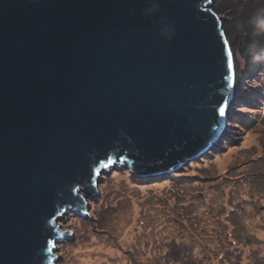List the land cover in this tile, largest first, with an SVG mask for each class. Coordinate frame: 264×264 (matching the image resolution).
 Returning a JSON list of instances; mask_svg holds the SVG:
<instances>
[{
    "label": "water",
    "instance_id": "95a60500",
    "mask_svg": "<svg viewBox=\"0 0 264 264\" xmlns=\"http://www.w3.org/2000/svg\"><path fill=\"white\" fill-rule=\"evenodd\" d=\"M210 4L0 0V264H57L109 167L168 173L222 136L236 52Z\"/></svg>",
    "mask_w": 264,
    "mask_h": 264
},
{
    "label": "rangeland",
    "instance_id": "374dc122",
    "mask_svg": "<svg viewBox=\"0 0 264 264\" xmlns=\"http://www.w3.org/2000/svg\"><path fill=\"white\" fill-rule=\"evenodd\" d=\"M210 1L238 48L222 136L168 173L109 167L87 197L91 216L68 210L59 221L73 234L57 264H264V0Z\"/></svg>",
    "mask_w": 264,
    "mask_h": 264
},
{
    "label": "snow or ice",
    "instance_id": "6c2138e0",
    "mask_svg": "<svg viewBox=\"0 0 264 264\" xmlns=\"http://www.w3.org/2000/svg\"><path fill=\"white\" fill-rule=\"evenodd\" d=\"M227 43V42H225ZM225 50L222 49V52H224ZM227 57H229L227 59V66H226V72L227 74L224 76V80L225 81H228L229 82V86L231 87L234 83V73L232 71V68H233V65H232V61L230 59V56H231V51H227L226 53ZM219 112L221 115H224L225 113V107L224 106H221L220 109H219Z\"/></svg>",
    "mask_w": 264,
    "mask_h": 264
},
{
    "label": "bare ground",
    "instance_id": "6f19581e",
    "mask_svg": "<svg viewBox=\"0 0 264 264\" xmlns=\"http://www.w3.org/2000/svg\"><path fill=\"white\" fill-rule=\"evenodd\" d=\"M213 4L215 5V2H213ZM213 8H214V6H213ZM230 29L228 28L227 29V37H228V39H229V45H230V47H231V49H232V51L233 52H236L237 50H238V48H236L235 47V45H234V43H233V41H232V39H231V35H230V33L228 32ZM234 71H236V72H238V67H237V65L235 64L234 65ZM235 96H237V94L235 95ZM234 96V97H235ZM231 105V104H230ZM230 105H229V107H230ZM228 107V108H229ZM228 108H227V111H226V114L227 115H229V113H228ZM214 144V143H213ZM213 144L210 146V148H212V146H213ZM229 158H230V154L228 155V156H224V157H222L221 159H222V161H223V164L225 165L228 161H229ZM138 176H145L144 174H137ZM67 237V236H66Z\"/></svg>",
    "mask_w": 264,
    "mask_h": 264
},
{
    "label": "clouds",
    "instance_id": "9594fccd",
    "mask_svg": "<svg viewBox=\"0 0 264 264\" xmlns=\"http://www.w3.org/2000/svg\"><path fill=\"white\" fill-rule=\"evenodd\" d=\"M256 27L261 31H264V19H259L256 21ZM255 47V46H254ZM252 59V58H251ZM247 71V70H245ZM232 104V103H231ZM101 179V178H100ZM99 184V183H98Z\"/></svg>",
    "mask_w": 264,
    "mask_h": 264
}]
</instances>
